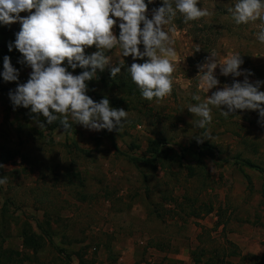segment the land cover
Returning a JSON list of instances; mask_svg holds the SVG:
<instances>
[{
  "label": "rangeland",
  "instance_id": "obj_1",
  "mask_svg": "<svg viewBox=\"0 0 264 264\" xmlns=\"http://www.w3.org/2000/svg\"><path fill=\"white\" fill-rule=\"evenodd\" d=\"M202 5L214 10L207 23L175 21L172 96L145 101L130 77L114 80L108 70L89 85L94 100L107 96L128 111L120 133L40 130L28 109L13 110L16 84L0 78V264H264V126L254 111L225 118L213 108L210 139L198 142L205 130L187 110L193 93L206 98L196 75L209 52L223 61L249 49L242 67L254 81L264 44L255 24H234L230 0ZM18 30L0 27V70L4 55L21 68L6 46ZM110 55L132 62L119 48ZM29 71L21 68L20 82ZM246 136L258 138V149L244 146ZM7 150L15 156L3 162Z\"/></svg>",
  "mask_w": 264,
  "mask_h": 264
},
{
  "label": "clouds",
  "instance_id": "obj_2",
  "mask_svg": "<svg viewBox=\"0 0 264 264\" xmlns=\"http://www.w3.org/2000/svg\"><path fill=\"white\" fill-rule=\"evenodd\" d=\"M227 13L237 26L255 24L256 40L264 44V0H230ZM213 15L202 0H0V27L19 25L7 50L17 51V64L30 69L27 80L20 82L21 68L4 55L0 78L16 84L8 92L13 110L28 109L40 130L58 123L63 132L81 125L90 131L120 133L128 123V111L112 106L107 96L94 100L88 94L90 83L105 70L111 79L123 73L143 100L160 104L174 91L175 21L199 25ZM116 48L131 58L130 66L112 60L110 53ZM209 53L197 64L196 75L206 98L193 93L191 99L197 103L187 107L198 117L194 126L205 130L197 141L210 139L213 108L225 118L254 111L264 126V80L250 79L254 73L242 67L245 61L239 52L223 61L217 52ZM220 76L231 77V84H221ZM6 182L0 176V186Z\"/></svg>",
  "mask_w": 264,
  "mask_h": 264
},
{
  "label": "trees",
  "instance_id": "obj_3",
  "mask_svg": "<svg viewBox=\"0 0 264 264\" xmlns=\"http://www.w3.org/2000/svg\"><path fill=\"white\" fill-rule=\"evenodd\" d=\"M222 14H227L226 13V11L224 12H222ZM249 26V25H248ZM250 27V26H249ZM226 28H228V27H226ZM231 28H232V26H231ZM229 29V28H228ZM259 47L261 46V45H258ZM249 49H246V50H244V52L246 51V52H249L247 55H246V53H240V54H244L243 55V59H244V61L245 60H247V56L248 55H250V54H252V52L251 51H248ZM253 50H256V49H253ZM254 70H255V73L257 74V76L255 77V78H257V79H261V80H264V65H259V66H256V67H254ZM110 75V74H109ZM118 77H120V78H122V75H120V76H118ZM117 79V77L114 79V80H116ZM90 85H91V83H90ZM131 85L132 86H134V84L131 82ZM120 86H124V83H120ZM131 86V87H132ZM125 90V89H124ZM127 90V89H126ZM264 90V89H263ZM131 91L132 92H135L136 90L132 87V89H131ZM58 127H61L58 123L57 124H53V125H51V126H48V131L50 132V131H52V130H54V129H56V128H58ZM62 128V127H61ZM258 138H255V139H251V137H245L244 139H243V142H244V146L246 147V148H255V149H258V147H259V145L257 144V140ZM218 151V150H217ZM220 151H218L217 153H219ZM14 156H15V154L14 153H10V152H8V150L7 151H4V152H2L1 153V158H3L2 160H3V162H7V161H9V160H11V159H13L14 158ZM215 156V154L214 153H212L211 154V157H214ZM233 156H235V155H233ZM242 156L240 155V158H241ZM202 159V158H201ZM239 159V158H238ZM242 161H246L247 162V164L249 165V166H258V165H254V164H252L249 160H246V159H242ZM230 255H233V253H231Z\"/></svg>",
  "mask_w": 264,
  "mask_h": 264
}]
</instances>
